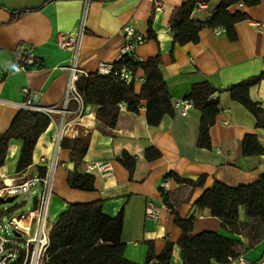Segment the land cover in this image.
<instances>
[{
  "label": "crops",
  "instance_id": "0c3cea01",
  "mask_svg": "<svg viewBox=\"0 0 264 264\" xmlns=\"http://www.w3.org/2000/svg\"><path fill=\"white\" fill-rule=\"evenodd\" d=\"M153 1L0 0V135L22 109L26 95L35 96L34 106L61 108L72 62L75 61L78 71L87 74L95 73L102 62L114 63L121 43L120 28L131 25L136 35L144 39L133 50L135 58L144 62L160 55L159 71L171 104L184 100L191 86L199 82L206 81L217 91L218 114L209 130L210 148L196 147L200 113L192 105L184 116L179 110H173V115L163 117L156 127L146 124L144 102L140 103L137 114L123 107L115 129L102 134L94 119V107L83 105L79 109L70 103L63 118L58 112L51 113L49 125L36 141L31 165L20 174L16 173V167L22 143L9 142L0 167V186L22 183L35 176L38 168H43L41 159L47 164L54 157L46 213L49 230L69 204L99 201L102 214L109 218L122 212L120 241L124 259L144 264L148 244L157 256L169 243L172 252L168 264H182L179 246L182 231L166 209L165 197H172L181 219L195 216L190 236L211 232L237 241L241 249L248 244L247 238L223 231L220 221L206 211L196 216L194 203L215 182L227 187L246 186L264 174V81L248 90L250 101L263 110L261 127H256L254 117L233 101L227 91L264 73V0L254 7L235 5L228 9L248 16L234 25L235 41H229L222 29L205 28L198 33L197 44L176 45L172 50L170 17L187 0H157L162 3L160 10L154 9ZM220 1L199 4L191 19L204 21ZM15 12L25 13L11 21V13ZM149 30L153 34L151 39L147 36ZM74 35L77 37L75 52L59 47L62 37ZM27 54L40 60L42 67L28 72L16 69L20 57ZM142 82V72L135 71V94L139 93ZM88 134L90 143L83 165L110 163L111 172L101 177L96 172L85 171L94 177V190L82 192L69 189L66 184L73 164L69 150L61 148L60 141L80 139ZM244 141L249 144L253 141L260 154L244 157ZM148 149L157 151L159 157L147 161L144 153ZM123 153L135 158L131 175L120 164ZM169 173L187 181L195 182L200 177L204 180L201 187L191 189L166 179ZM147 203L159 208L156 220L144 217ZM238 220L246 222L243 209L239 210ZM21 223L27 221L22 219ZM240 257L251 262L264 259V239ZM210 264L218 263L211 261Z\"/></svg>",
  "mask_w": 264,
  "mask_h": 264
},
{
  "label": "trees",
  "instance_id": "16d2710c",
  "mask_svg": "<svg viewBox=\"0 0 264 264\" xmlns=\"http://www.w3.org/2000/svg\"><path fill=\"white\" fill-rule=\"evenodd\" d=\"M208 0H187L175 8L171 14L169 27L172 36L171 50L176 45L197 44L198 33L205 28L222 29L229 41L236 40L234 25L245 21L248 16L240 11L229 12L235 5L246 8L254 7L260 0H221L210 17L202 22L191 19V14L199 4ZM25 12L11 13V21L16 20ZM148 39L153 38L148 31ZM26 55L20 57L16 69L31 71L42 67L40 60L32 59L24 63ZM160 55L148 58L144 62L124 60V66L134 72L140 70L143 82L138 94L134 93V82L125 84L112 75L88 74L86 78L75 83V90L80 95L83 105L95 108L94 119L102 134H109L115 129L119 115V106L126 111L137 114L141 102L145 103V121L150 127H156L165 116L173 115V108L166 84L160 74ZM118 69L121 64H115ZM264 81V73L244 80L227 89L230 98L242 105L255 119L256 127L263 125L261 117L263 110L250 101V87ZM217 91L206 81L193 84L184 100L188 101L200 113L196 147L210 148L209 130L214 125L218 114ZM29 100L26 95L24 103ZM32 103V102H31ZM51 114L20 109L13 117L7 131L0 135V167L4 163L8 144L11 140L21 141V151L18 158L16 173L20 174L31 165L32 152L39 135L50 123ZM90 143V135L80 139H61L60 147L69 150V158L73 171L69 172L66 184L69 189L92 192L94 177L81 171L83 158ZM259 148L249 141L242 143V155H259ZM159 154L154 149L144 153L147 161L155 160ZM120 164L129 175L132 174L135 158L122 154ZM44 168H38L37 174L43 176ZM166 179H172L178 186L191 189L201 187L204 178L195 182L180 179L169 173ZM163 203L174 218V224L182 231L179 241L182 264H229V259L240 257L242 252L251 249L264 239V174L253 184L246 186L227 187L215 182L212 187L194 203L197 215L206 211L210 216L220 221L223 231L248 239L244 248H239L237 241L227 239L217 233L203 232L197 237L190 236V229L195 216L181 219L177 214V204L172 197H165ZM243 209L246 222H239V210ZM122 229V212L117 217L109 218L102 214L99 201L85 204H69L50 227L48 246L40 264H134L123 257L124 246L120 241ZM172 245L167 243L159 255H155L153 247L148 244L144 264H168Z\"/></svg>",
  "mask_w": 264,
  "mask_h": 264
},
{
  "label": "built area",
  "instance_id": "2783aa9c",
  "mask_svg": "<svg viewBox=\"0 0 264 264\" xmlns=\"http://www.w3.org/2000/svg\"><path fill=\"white\" fill-rule=\"evenodd\" d=\"M154 9L160 10L162 3L154 0ZM121 43L117 48V56L114 63L102 62L98 65V69L95 73L99 75H112L119 81L129 84L135 81V73L130 71L124 66V60L130 59L132 61H138L134 54V48L141 44L144 39L136 35L135 29L131 25H124L120 28ZM58 45L62 49H67L75 52L77 46V37L64 36L58 42ZM32 60L31 54H27L24 59L26 65L30 64ZM115 64H121V67L116 69ZM19 70H22L20 68ZM70 77L66 87L65 95L62 101V106L58 110L53 107H38L32 105L34 95L29 96V100L22 105V109H29L39 111L47 114L58 112L62 118L67 114V106L70 103H74L77 108H82L83 103L80 95L75 90V83L79 79L86 78L87 73L80 72L75 68V61L72 62L69 67ZM25 92V91H24ZM124 106L120 105L119 110ZM191 107V104L186 101H177L172 104L173 110H179L181 115H186L187 111ZM59 142V138H57ZM42 167L45 169L43 176L36 174L30 178H27L22 183L9 184L0 186V198L6 199L9 197H16L18 194L27 193L35 187L36 183L40 184V190L38 191L36 209L31 210L27 217V223H21L23 216L18 218L11 217L7 221V225L12 228V231L19 234L18 237L13 239L0 238V264H40L45 250L48 246V233L49 229L46 223V213L51 196V177L52 169L55 165L54 157L46 164L44 159H41ZM46 164V165H45ZM85 171L96 172L99 176L104 177L110 174V163H96L89 166H85ZM164 200V199H163ZM166 209L169 211L167 206ZM144 217L148 220H156L159 216V208L147 203L143 210ZM21 236H23L21 238ZM231 264H264V259L251 262L237 257L229 259Z\"/></svg>",
  "mask_w": 264,
  "mask_h": 264
},
{
  "label": "rangeland",
  "instance_id": "374dc122",
  "mask_svg": "<svg viewBox=\"0 0 264 264\" xmlns=\"http://www.w3.org/2000/svg\"><path fill=\"white\" fill-rule=\"evenodd\" d=\"M39 190L40 184L36 183L34 188L27 193L18 194L11 203L0 204V238H14L12 228L7 225V221L11 217L18 218L27 215L32 210V198Z\"/></svg>",
  "mask_w": 264,
  "mask_h": 264
},
{
  "label": "water",
  "instance_id": "95a60500",
  "mask_svg": "<svg viewBox=\"0 0 264 264\" xmlns=\"http://www.w3.org/2000/svg\"><path fill=\"white\" fill-rule=\"evenodd\" d=\"M81 171H85V166L84 165L81 167ZM15 198L16 197H9V198H6V199L0 198V204L11 203ZM31 203H32V210H35L36 209V203H37V197L36 196H34L32 198ZM12 233H13V235L15 237L19 236V234L15 233L14 231H12Z\"/></svg>",
  "mask_w": 264,
  "mask_h": 264
},
{
  "label": "bare ground",
  "instance_id": "6f19581e",
  "mask_svg": "<svg viewBox=\"0 0 264 264\" xmlns=\"http://www.w3.org/2000/svg\"><path fill=\"white\" fill-rule=\"evenodd\" d=\"M27 221V217L26 218H23V222H26Z\"/></svg>",
  "mask_w": 264,
  "mask_h": 264
}]
</instances>
